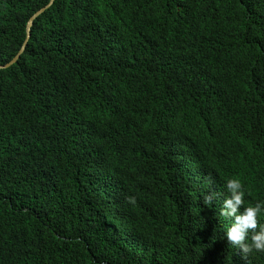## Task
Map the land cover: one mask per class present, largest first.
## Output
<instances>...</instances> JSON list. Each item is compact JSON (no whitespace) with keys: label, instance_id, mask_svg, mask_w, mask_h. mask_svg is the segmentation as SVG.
Here are the masks:
<instances>
[{"label":"trees","instance_id":"trees-1","mask_svg":"<svg viewBox=\"0 0 264 264\" xmlns=\"http://www.w3.org/2000/svg\"><path fill=\"white\" fill-rule=\"evenodd\" d=\"M6 1L0 264H264L220 215L264 201V0H56L8 68L51 0Z\"/></svg>","mask_w":264,"mask_h":264},{"label":"clouds","instance_id":"clouds-1","mask_svg":"<svg viewBox=\"0 0 264 264\" xmlns=\"http://www.w3.org/2000/svg\"><path fill=\"white\" fill-rule=\"evenodd\" d=\"M18 1L20 2L21 7H23L24 9H27L26 7L28 8L30 7V5H28L26 0H18ZM30 1L34 3L33 0ZM55 1L56 0H51L47 7H43V8H39L38 10H35V12L31 16H33L39 10L44 11L48 7L52 6L55 3ZM6 2H10V1L7 0ZM43 11L41 13H43ZM31 16L27 19L26 28H25L26 36L28 35V33H30L28 42L31 38V31L33 27L32 22H34L33 19L37 17L36 16L35 18H33L30 22L29 19L31 18ZM27 30L29 31L27 32ZM27 44H24L23 42L20 50L16 53L13 59L16 56H18L16 61L19 59L20 55L25 52V48ZM10 65L12 64H10L9 62L4 67L8 68ZM225 189L228 193V196H226L223 200L222 207L220 209V215L232 219V223L230 224V226H228L225 233V237L227 239L228 244L238 247L241 253L244 255H247L249 253L248 260L264 259L262 254V252H264V225L258 224V220H257L258 215L264 212V201L257 202L255 205L250 204L248 202L246 191L244 187H242L241 181L238 178L227 179L225 182ZM131 199L132 198H130V200ZM211 201H212L211 195H207L204 197V203L206 205L211 203ZM188 203L191 206H194L195 204L192 198L189 200ZM220 203L221 201L216 202V204L210 207L209 210L216 209L220 205ZM257 227L259 229H257ZM209 231L211 230L209 229ZM250 232H251V236L249 237Z\"/></svg>","mask_w":264,"mask_h":264},{"label":"water","instance_id":"water-1","mask_svg":"<svg viewBox=\"0 0 264 264\" xmlns=\"http://www.w3.org/2000/svg\"><path fill=\"white\" fill-rule=\"evenodd\" d=\"M53 3V2H52ZM43 10H39L37 13H35L33 16H31V18L29 19L30 20V22H31V20L33 19V18H35L39 13H41ZM29 30H27V32H28ZM29 36H30V33H28V35L26 36V39H25V41H24V44H27V42H28V39H29ZM18 58V56H16L12 61H10V64H13L15 61H16V59Z\"/></svg>","mask_w":264,"mask_h":264},{"label":"bare ground","instance_id":"bare-ground-1","mask_svg":"<svg viewBox=\"0 0 264 264\" xmlns=\"http://www.w3.org/2000/svg\"><path fill=\"white\" fill-rule=\"evenodd\" d=\"M180 163H182L181 160H180ZM180 170H181V169H180ZM181 173H183V172L181 171Z\"/></svg>","mask_w":264,"mask_h":264}]
</instances>
